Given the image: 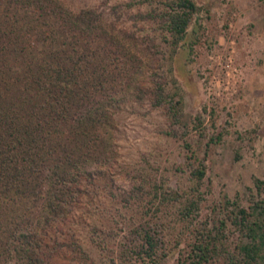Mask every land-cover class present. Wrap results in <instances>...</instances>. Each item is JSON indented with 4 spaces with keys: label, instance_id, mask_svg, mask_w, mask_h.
<instances>
[{
    "label": "rangeland",
    "instance_id": "obj_1",
    "mask_svg": "<svg viewBox=\"0 0 264 264\" xmlns=\"http://www.w3.org/2000/svg\"><path fill=\"white\" fill-rule=\"evenodd\" d=\"M63 1L152 40L168 96L160 106L124 103L98 129L113 151L93 165L104 175L53 225L61 243L53 264H141L145 230L157 241L159 264H176L198 224L228 217L224 195L244 207L264 197L254 183L264 180V0H194L200 10L174 50L159 20L138 17L157 12L164 0ZM217 134L219 141H210ZM199 160L206 166L202 180L191 174ZM155 187L168 198L160 204L149 195ZM196 196L199 215L184 221L183 205ZM229 222L220 244L233 255L243 240ZM223 257L209 264H226Z\"/></svg>",
    "mask_w": 264,
    "mask_h": 264
},
{
    "label": "trees",
    "instance_id": "obj_2",
    "mask_svg": "<svg viewBox=\"0 0 264 264\" xmlns=\"http://www.w3.org/2000/svg\"><path fill=\"white\" fill-rule=\"evenodd\" d=\"M162 5L138 17L159 20L174 50L200 7L194 0ZM156 51L152 40H138L96 9L74 10L63 0H0V264H53L61 246L53 225L104 175L93 165L113 151L98 129L124 103H167ZM205 171L199 160L191 174L202 180ZM254 183L258 192L264 189V180ZM149 195L159 204L168 199L158 187ZM221 204L228 217L211 227L208 220L198 224L176 264H209L227 255L220 242L228 221L243 242L223 257L226 264H264V197L244 207L224 195ZM199 207V196L187 198L180 216L193 223ZM144 232L141 264H159L157 241Z\"/></svg>",
    "mask_w": 264,
    "mask_h": 264
}]
</instances>
